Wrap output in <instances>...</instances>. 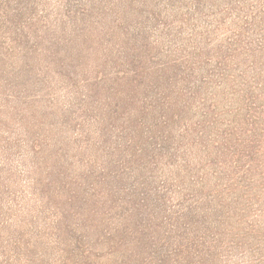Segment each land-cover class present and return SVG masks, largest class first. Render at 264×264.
<instances>
[{
    "label": "rangeland",
    "instance_id": "374dc122",
    "mask_svg": "<svg viewBox=\"0 0 264 264\" xmlns=\"http://www.w3.org/2000/svg\"><path fill=\"white\" fill-rule=\"evenodd\" d=\"M174 73L173 176L213 217L209 242L264 264V0H0V264L122 258L82 239L87 170L129 160L168 86L153 79Z\"/></svg>",
    "mask_w": 264,
    "mask_h": 264
},
{
    "label": "trees",
    "instance_id": "16d2710c",
    "mask_svg": "<svg viewBox=\"0 0 264 264\" xmlns=\"http://www.w3.org/2000/svg\"><path fill=\"white\" fill-rule=\"evenodd\" d=\"M74 16L71 10H66L57 17L71 21ZM162 67V72L170 68L168 64ZM138 73H132L136 80L140 77ZM115 75L121 74L118 71ZM158 76L153 81L163 80L168 86L154 99L153 107L150 106L153 98L141 106V115L131 127L126 152L129 160L119 156V160L103 164L99 172L87 170L93 180L85 191L83 208L87 215L83 216L81 228L87 229L88 234H82V239L86 242L91 231L97 234V239H102L108 249L122 254L114 264H248L238 253L235 255L238 261L232 263L233 251L225 248L221 234L214 244L207 240L211 229L206 224L214 220L213 217L208 209L200 206L203 201L194 200L196 195H190L173 176L171 163L176 161L177 154L172 152L174 147H170L171 126L181 122L183 112L172 98L177 92L172 89H178L173 83L176 74H172V78L162 77L164 74ZM155 82L151 88L158 92L160 85ZM114 84L122 95L124 84L128 83L117 77ZM150 120L153 122L149 123ZM108 150L110 154L121 153L111 146ZM133 166L142 169L140 181L132 184ZM162 166L163 180L156 184L155 174ZM217 243L220 247L215 245Z\"/></svg>",
    "mask_w": 264,
    "mask_h": 264
}]
</instances>
